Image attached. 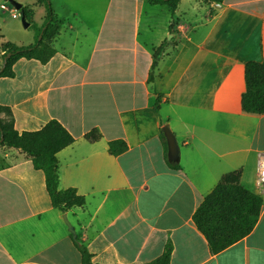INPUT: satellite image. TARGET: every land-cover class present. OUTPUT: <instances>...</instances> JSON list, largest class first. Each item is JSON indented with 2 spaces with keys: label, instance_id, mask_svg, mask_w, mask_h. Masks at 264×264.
I'll list each match as a JSON object with an SVG mask.
<instances>
[{
  "label": "crops",
  "instance_id": "obj_1",
  "mask_svg": "<svg viewBox=\"0 0 264 264\" xmlns=\"http://www.w3.org/2000/svg\"><path fill=\"white\" fill-rule=\"evenodd\" d=\"M5 2L0 44L32 43L35 33L23 34ZM50 2L59 22L55 53L44 64L19 58L14 76L0 77V105L10 109L0 119L18 131L56 119L73 136L56 155L58 188L84 196L64 213L92 260L146 263L169 240L170 264H264V188L255 181L264 113L240 107L244 63L264 61V0H179L173 11L147 0ZM44 15L42 5L32 7V21ZM161 127L175 137L179 169L164 159ZM92 129L101 134L95 142L84 138ZM115 139L127 144L118 155L108 153ZM236 169L261 196L260 214L250 233L211 254L192 214ZM62 214L30 158L0 145V264H82Z\"/></svg>",
  "mask_w": 264,
  "mask_h": 264
},
{
  "label": "trees",
  "instance_id": "obj_2",
  "mask_svg": "<svg viewBox=\"0 0 264 264\" xmlns=\"http://www.w3.org/2000/svg\"><path fill=\"white\" fill-rule=\"evenodd\" d=\"M219 2L221 0H205ZM151 5H165L173 11L179 0H147ZM42 5L45 15L41 24L32 21V7ZM25 18L33 27L35 40L29 44H16L5 41L0 44L3 60L0 77H13V64L19 58L35 59L46 63L55 53L52 40L58 33L59 22L52 9L50 0H36L32 6H23ZM164 43L155 47L149 71V79L163 51ZM243 78L245 89L240 97L241 111L248 114L264 113V61L250 60L244 63ZM158 105V103H156ZM10 113L7 106L0 105V112ZM161 127L159 139L163 147L164 159L172 169H179L177 158H170L168 146ZM101 134L92 129L84 135L89 142H95ZM73 136L56 119H50L36 130L18 131L12 120L0 119V145L16 148L31 160L34 169L43 173L45 189L50 205L64 213L71 208L82 206L84 196L72 187L59 189L57 153L73 142ZM127 144L123 139L108 142V153L118 155L125 151ZM241 170L228 171L221 175L214 188L207 193L192 214L197 230L205 237L209 252L215 254L245 235L255 226L263 200L261 196L240 183ZM75 238V237H74ZM80 253L82 264H97L86 247L74 239ZM172 245L169 240L162 253L153 260L139 264H170Z\"/></svg>",
  "mask_w": 264,
  "mask_h": 264
},
{
  "label": "water",
  "instance_id": "obj_3",
  "mask_svg": "<svg viewBox=\"0 0 264 264\" xmlns=\"http://www.w3.org/2000/svg\"><path fill=\"white\" fill-rule=\"evenodd\" d=\"M4 1L9 2L15 10H18L23 27H27L29 25V22L25 18V12L23 10L22 4L18 2L17 0H4ZM163 130H164V135L167 141L168 155L170 158H175L177 157V153H178V146H177L175 137L170 132V130L167 129L166 127H164ZM62 218H63L64 223L67 226V229L72 233L73 237H75L74 227L69 221V219L67 218V214L63 213Z\"/></svg>",
  "mask_w": 264,
  "mask_h": 264
},
{
  "label": "built area",
  "instance_id": "obj_4",
  "mask_svg": "<svg viewBox=\"0 0 264 264\" xmlns=\"http://www.w3.org/2000/svg\"><path fill=\"white\" fill-rule=\"evenodd\" d=\"M255 181L259 188H264V153L258 155Z\"/></svg>",
  "mask_w": 264,
  "mask_h": 264
},
{
  "label": "rangeland",
  "instance_id": "obj_5",
  "mask_svg": "<svg viewBox=\"0 0 264 264\" xmlns=\"http://www.w3.org/2000/svg\"><path fill=\"white\" fill-rule=\"evenodd\" d=\"M3 1V0H2ZM5 2V1H4ZM5 4L9 7V8H11V9H14L12 6H11V4L9 3V2H5ZM40 10V11H39ZM42 10H43V8H40V9H37V11H35V13H34V19H39V17H40V13L42 12ZM14 11H15V15H17V19L18 20H20V22H21V19H20V15H19V12H18V10H15L14 9ZM21 24H22V22H21ZM25 29H23L24 31H23V34H32V33H34V29H33V27H31V26H27V27H24ZM25 39H26V37H24ZM34 40H35V37H34ZM33 40V41H34Z\"/></svg>",
  "mask_w": 264,
  "mask_h": 264
}]
</instances>
